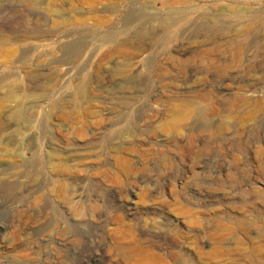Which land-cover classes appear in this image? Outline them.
Here are the masks:
<instances>
[{"label":"rangeland","instance_id":"374dc122","mask_svg":"<svg viewBox=\"0 0 264 264\" xmlns=\"http://www.w3.org/2000/svg\"><path fill=\"white\" fill-rule=\"evenodd\" d=\"M0 264H264V0H0Z\"/></svg>","mask_w":264,"mask_h":264}]
</instances>
